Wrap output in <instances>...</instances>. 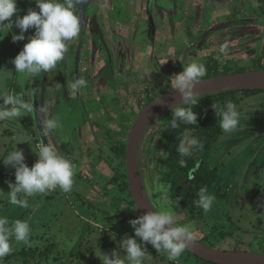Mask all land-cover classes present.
I'll list each match as a JSON object with an SVG mask.
<instances>
[{
	"label": "rangeland",
	"instance_id": "rangeland-1",
	"mask_svg": "<svg viewBox=\"0 0 264 264\" xmlns=\"http://www.w3.org/2000/svg\"><path fill=\"white\" fill-rule=\"evenodd\" d=\"M17 8L13 22L16 15L39 10L35 0H17ZM77 13L81 31L68 42L64 59L56 69L35 77L15 72L11 63L34 29L25 33V40L13 42V33L19 34L15 23L11 29L0 28V98L22 96L32 107L21 117L0 120V217L27 221L31 227L29 242L13 238V251L0 264H102V253L113 251L124 259L119 241L134 235L129 224L134 218L126 205L124 215L110 207L123 196L110 184L121 163L113 147L129 136L142 111L140 101L151 96L146 88L167 92L184 67L208 65L213 57H218V71L228 64L239 71L260 70L255 65L264 61V0H84ZM205 68L210 72V66ZM78 79L86 86L73 90ZM240 99L238 128L233 133L221 129L208 154L211 166H221L209 193L215 198L210 212L191 203L192 179L178 196L159 182L169 152L158 140L171 115L150 128L141 166L154 206L172 213L177 226L187 225L196 239L208 238V246L261 254L264 164H255L264 148V92ZM211 113L214 108L206 116ZM44 119H56L60 127L44 136ZM43 142L73 164V190L57 188L28 197L27 208L12 205L8 181L15 182V169L2 160L17 148L31 167ZM201 160L197 158V165ZM146 247L151 259L145 264H212L186 252L169 261L166 252ZM21 252L28 256L21 257Z\"/></svg>",
	"mask_w": 264,
	"mask_h": 264
},
{
	"label": "clouds",
	"instance_id": "clouds-1",
	"mask_svg": "<svg viewBox=\"0 0 264 264\" xmlns=\"http://www.w3.org/2000/svg\"><path fill=\"white\" fill-rule=\"evenodd\" d=\"M84 0H35L38 11L29 9L22 17L18 14L17 0H0V28L13 23L19 29V34L13 33V42L25 40V33L34 29V34L27 37L28 42L11 61L15 72L35 77L41 72L47 73L56 69L68 51L69 41L78 37L81 31V20L77 13V6ZM7 22V23H5ZM218 58V57H217ZM206 74L203 64L191 63L183 71L173 76L174 90L179 93L180 104L173 112L171 126L178 127L180 122L197 124L198 114L193 111L197 104L199 94L195 90L197 83ZM84 79L73 83V90L86 86ZM0 120L5 118L21 117L25 112H31V105L22 96L8 95L0 98ZM157 103H163L162 98ZM11 106L10 108L6 106ZM215 115L220 117V128L225 133H233L241 122V116L236 106L231 102L223 106L213 107ZM60 127L56 119H44L41 122L42 135L54 133ZM202 147L196 138L184 137L178 145L181 156H189L194 149ZM38 159L29 167L25 162L22 150L17 148L2 160L5 166L15 169V182L8 181L10 199L9 203L21 208L29 207L28 197L37 194H47L59 188L64 193L71 192L74 184V166L52 145L40 144ZM23 197V198H21ZM214 196L201 188L198 206L205 213L212 210ZM264 206V205H262ZM134 229V235H125L120 242L124 259L120 253L113 251L110 255L102 253V264H145L150 261L151 255L147 251L150 244L157 251L167 253L169 261H176L188 247L192 240V233L187 225L176 226L175 216L167 211H149L136 219L129 221ZM31 227L27 221L15 220L10 222L6 217H0V259L8 256L13 251L12 240L17 243L29 242ZM139 238V241L137 240Z\"/></svg>",
	"mask_w": 264,
	"mask_h": 264
},
{
	"label": "trees",
	"instance_id": "trees-1",
	"mask_svg": "<svg viewBox=\"0 0 264 264\" xmlns=\"http://www.w3.org/2000/svg\"><path fill=\"white\" fill-rule=\"evenodd\" d=\"M208 65L210 66V72H207L202 79H208L215 76L228 75V74H236L246 71H239L233 65L228 64L223 68V71H218L217 66V58L213 57L208 60ZM260 70H264V61L261 60L255 65ZM212 70V71H211ZM258 71V70H257ZM175 85L170 86L167 92H159L155 88H146L145 91L151 93V96L148 98L146 102L140 101L141 108H145L147 105L152 103L154 100L162 97L166 93L174 90ZM264 91L260 90H245V91H237V92H222L216 94L204 95L197 98V104L193 108V111H196L198 114L197 124H185L180 122L178 127L173 128L171 126V120L173 118V112L176 109H172L163 116L171 115L169 122L166 124V129L163 132L162 136L159 138V144H162L163 147L168 149L169 155L166 158V170L160 172L159 174V182L163 184H168L170 186V191L175 196H178L183 189L184 184L192 179V186L190 188L191 191V203L194 207L199 208L198 199L201 188H206L207 192L210 193L213 186L219 180L220 177V167L219 166H211L208 162V154L211 147L217 143L221 128H220V117L219 115L212 114L210 116H206V111L218 105H224L225 103L231 101L235 106L239 105L241 102L240 95L242 97H250L255 93H263ZM185 105H179L178 107H184ZM138 116V115H137ZM162 116V117H163ZM151 131L147 133V136L150 135ZM196 138L202 144V147L194 149L193 153L189 156H181L178 152V145L182 138L189 137ZM128 139V137H127ZM127 139L116 140L114 143L113 150L120 157L121 163L116 168V173L114 177L110 180V184H114L123 196H119V198L112 203L110 206L114 212L121 213L120 215H124V210L122 211V206L126 205V209L130 216L134 219L141 216L139 210L137 209L131 192L129 190L127 176H126V144ZM118 144V145H117ZM195 153H198V157H201V163L197 165V158L194 156ZM143 170V166H142ZM146 182V181H145ZM147 185V184H146ZM114 212L106 211V214H112ZM12 218V217H11ZM177 226V225H176ZM194 238V237H193ZM196 239V238H195ZM208 238L196 239L203 244H206L204 240ZM208 245V244H206ZM214 247V245H209ZM216 248V247H214ZM263 248V247H262ZM230 251V250H229ZM232 251V250H231ZM263 251V250H261ZM24 252V251H22ZM21 252V257H27V254H23ZM186 253H189L186 249ZM27 253V252H24ZM20 254V253H19ZM16 254V256H20ZM191 254V253H190ZM264 254V252H261ZM196 257V256H195ZM32 258V257H31ZM197 259L203 261L202 259L196 257ZM26 259V258H25Z\"/></svg>",
	"mask_w": 264,
	"mask_h": 264
},
{
	"label": "water",
	"instance_id": "water-1",
	"mask_svg": "<svg viewBox=\"0 0 264 264\" xmlns=\"http://www.w3.org/2000/svg\"><path fill=\"white\" fill-rule=\"evenodd\" d=\"M198 97L222 92L245 90L264 91V70L246 71L236 74L202 79L195 86ZM197 97V98H198ZM162 98V104L157 103ZM180 96L172 90L154 100L139 113L126 144V176L129 190L141 215L149 211L160 212L147 191L141 166L142 146L152 125L164 114L179 106ZM181 105V104H180ZM186 250L192 255L212 264H264V254L217 249L192 237Z\"/></svg>",
	"mask_w": 264,
	"mask_h": 264
},
{
	"label": "flooded vegetation",
	"instance_id": "flooded-vegetation-1",
	"mask_svg": "<svg viewBox=\"0 0 264 264\" xmlns=\"http://www.w3.org/2000/svg\"><path fill=\"white\" fill-rule=\"evenodd\" d=\"M261 152H262V153H261V155H260V158H259L258 162H256V164H255L257 167H261V166L264 164V148L262 149ZM216 166L221 167L220 165H216ZM219 178H220V177H219ZM263 180H264V178H263Z\"/></svg>",
	"mask_w": 264,
	"mask_h": 264
},
{
	"label": "crops",
	"instance_id": "crops-1",
	"mask_svg": "<svg viewBox=\"0 0 264 264\" xmlns=\"http://www.w3.org/2000/svg\"><path fill=\"white\" fill-rule=\"evenodd\" d=\"M86 247V248H84ZM88 245L83 246V249H87ZM90 249V248H89ZM67 259V258H66ZM69 259V258H68ZM14 261V260H13ZM24 261V260H23ZM25 262V261H24Z\"/></svg>",
	"mask_w": 264,
	"mask_h": 264
}]
</instances>
